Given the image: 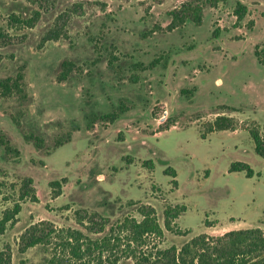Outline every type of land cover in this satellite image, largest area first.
I'll return each instance as SVG.
<instances>
[{"label": "rangeland", "instance_id": "rangeland-1", "mask_svg": "<svg viewBox=\"0 0 264 264\" xmlns=\"http://www.w3.org/2000/svg\"><path fill=\"white\" fill-rule=\"evenodd\" d=\"M186 1L56 0L29 29L12 19L30 18L36 6L0 0V27L10 36L0 47V79L23 67L25 93L0 98V139L15 150L5 151L0 141V219L23 179L33 180L38 200L22 202L18 221L0 235L11 264L52 258L54 242L18 252L20 236L41 221L101 238L106 232L91 234L78 223V210L115 223L139 218L136 209L144 204L164 228V209L185 205L171 231L149 238L159 249L181 248L201 234L264 231V161L249 135L242 129L205 134L222 111L241 127L251 120L264 126V68L254 56L264 49V0H225L204 9L201 26L187 21L166 31L168 12ZM236 1L248 10L239 27ZM75 4H82L77 13ZM55 22L68 38L41 43ZM63 62L73 69L59 82ZM112 112L120 113L114 122L94 121ZM29 134L43 141L40 149L24 139ZM67 136L68 143L55 147ZM233 162L248 164L253 177L229 173ZM63 178L61 195L52 199L49 183ZM129 262L121 257L117 264Z\"/></svg>", "mask_w": 264, "mask_h": 264}, {"label": "trees", "instance_id": "trees-1", "mask_svg": "<svg viewBox=\"0 0 264 264\" xmlns=\"http://www.w3.org/2000/svg\"><path fill=\"white\" fill-rule=\"evenodd\" d=\"M26 1L36 6L37 10L32 12V16L27 19L13 18L21 28H33L41 17V12L56 0H13ZM225 0H188L182 3L179 8L168 12L169 23L166 31L180 30L187 21L194 26H201L203 21V11L206 7H217ZM82 4L72 6L73 13L81 9ZM104 5L101 6L104 9ZM248 13L247 7L239 1L235 2L233 16L236 19L234 27H239ZM66 16V15H65ZM64 19V18H63ZM67 19V18H66ZM64 23H66L64 19ZM252 23L248 26L251 27ZM158 29L155 27V30ZM219 30L213 31L212 36L217 38ZM60 38H68L63 30V24L55 22L53 27L45 32L41 38V43L57 41ZM10 36L0 27V47L8 45ZM254 56L259 65L264 68V49H255ZM155 62L151 64V67ZM72 64L62 63V71L58 76L59 82L64 81L72 71ZM150 67V66H148ZM23 67L19 69L14 77L0 79V98L19 97L25 98L24 93ZM186 93V92H182ZM189 93V92H188ZM222 110L236 112L237 109L221 106ZM123 112L122 105L119 106ZM220 115L205 127L206 133L217 131H236L242 129L247 132L254 146L255 154L264 161V126L251 120L250 124L240 126L241 122L230 116ZM120 113L112 112L100 117H95L94 121L104 120L114 122ZM94 123V122H93ZM92 123V124H93ZM90 127V126H89ZM25 140L32 141L37 148L43 146V141L33 134L24 135ZM204 137V135L202 136ZM5 151H11L9 143L0 139ZM69 142V136L65 141L55 142V147H59ZM15 151V150H12ZM150 169L153 168L151 162L147 163ZM229 173L243 172L247 178L254 175L250 166L244 162H233L230 164ZM171 176L175 177V172L171 171ZM66 183V178L61 181H51L49 188L51 197L55 199L61 195L62 184ZM175 183V182H174ZM3 185L0 184V188ZM30 201L36 203L37 197L33 180L25 178L21 181L18 199L12 207L4 210L0 219V235H3L7 225H14L18 221L21 212V203ZM187 211L185 205L168 206L164 209V228L172 230V225L180 216ZM139 218L126 216L122 220L111 223L109 218L100 215L98 212L89 213L86 210H78L75 217L81 226L91 234H101L106 232L101 238L91 239L79 230L71 228H57L49 222L41 221L31 225L25 230L18 240V252L24 253L35 246H50L54 242L56 251L47 264H117L121 257L128 264H264V231L259 228L238 229L226 232L220 236H209L201 234L186 242L181 248L171 246L167 249H159L156 245L149 246V238L161 240L164 236V228L159 224L154 208L148 205H140L136 209ZM180 235L185 232L177 231ZM122 249V250H121ZM58 251V252H57ZM122 256H118L119 253ZM0 264H11L10 248L7 245L5 250L0 251Z\"/></svg>", "mask_w": 264, "mask_h": 264}, {"label": "crops", "instance_id": "crops-1", "mask_svg": "<svg viewBox=\"0 0 264 264\" xmlns=\"http://www.w3.org/2000/svg\"><path fill=\"white\" fill-rule=\"evenodd\" d=\"M223 115H225V113H223ZM226 116H230V117H233L232 115H226ZM235 118V117H234ZM256 122V120H254ZM263 124V123H261ZM264 125V124H263ZM238 130L234 131V132H237ZM229 229H233V227H229Z\"/></svg>", "mask_w": 264, "mask_h": 264}]
</instances>
